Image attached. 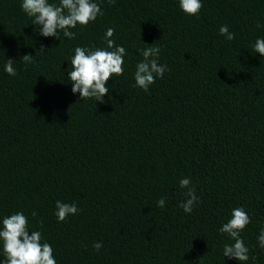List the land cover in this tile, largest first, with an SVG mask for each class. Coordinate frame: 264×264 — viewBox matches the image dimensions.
I'll list each match as a JSON object with an SVG mask.
<instances>
[{
	"label": "trees",
	"instance_id": "trees-1",
	"mask_svg": "<svg viewBox=\"0 0 264 264\" xmlns=\"http://www.w3.org/2000/svg\"><path fill=\"white\" fill-rule=\"evenodd\" d=\"M21 2L0 0V228L22 212L57 264H240L223 256L234 241L219 229L242 207L244 264H264V57L253 51L264 0H201L199 18L179 0H97L103 16L72 40L39 35ZM110 27L124 74L106 103L83 101L68 77L74 50L106 48ZM150 46L170 71L145 92L134 73ZM183 178L199 198L190 214ZM57 201L79 212L58 222Z\"/></svg>",
	"mask_w": 264,
	"mask_h": 264
},
{
	"label": "clouds",
	"instance_id": "clouds-1",
	"mask_svg": "<svg viewBox=\"0 0 264 264\" xmlns=\"http://www.w3.org/2000/svg\"><path fill=\"white\" fill-rule=\"evenodd\" d=\"M110 6L116 0H102ZM180 9L189 16L199 18L200 10L203 7L201 0H179ZM22 11L31 18L32 24L39 27V35L61 39L63 36L69 40L75 39L77 33L72 31L77 26L86 27L89 23L95 22L97 17L103 16L100 3L97 0H59V3H49V0H22ZM257 27L264 25L257 24ZM220 35L228 41L235 39V33L229 32L227 25L219 29ZM115 34L114 28H108L104 40L106 48L91 49L87 47H76L74 56L71 59V71L68 77L71 81L73 94L79 93L80 99H94L96 103H106L103 99L109 93L107 82L113 76L119 77L124 74V57L127 55L123 46L116 45L112 37ZM43 52V49L40 50ZM253 51L264 57V38H258L253 46ZM161 49L158 46H150L141 50L143 59L136 65L134 73L135 86L148 92L151 85L155 84L157 78H163L166 71H170L167 65L159 63ZM25 64L33 63V56L28 54L21 57ZM14 61L6 60L4 70L9 76H16ZM180 188L187 189L184 193L187 199L179 204L185 213L190 214L195 205L199 203L195 187L190 186L189 178H183L179 182ZM165 199H160L157 207L164 208ZM56 213L58 222H64L69 216L79 212L76 204L56 202ZM37 215L35 211L31 214ZM248 213L237 207L232 210L231 218L219 229L222 234L234 241L232 244H225L223 256L229 259H236L240 264L249 260V248L241 238V233L251 223ZM40 231H29L28 217L22 212H17L3 218L0 228V243L5 259L0 264H57L53 248L50 244L43 242ZM259 247L264 249V228L257 237ZM93 248L99 251L102 243H94ZM253 259H255L253 257Z\"/></svg>",
	"mask_w": 264,
	"mask_h": 264
}]
</instances>
